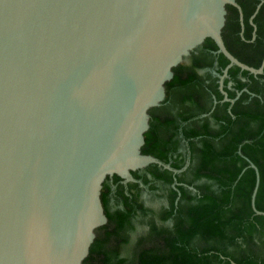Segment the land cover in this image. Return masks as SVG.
Instances as JSON below:
<instances>
[{
    "label": "water",
    "instance_id": "obj_1",
    "mask_svg": "<svg viewBox=\"0 0 264 264\" xmlns=\"http://www.w3.org/2000/svg\"><path fill=\"white\" fill-rule=\"evenodd\" d=\"M228 6L243 31L236 0H0V264H83L106 178L178 173L141 153L172 70L210 40L222 102L230 68L263 74L226 49Z\"/></svg>",
    "mask_w": 264,
    "mask_h": 264
},
{
    "label": "trees",
    "instance_id": "obj_2",
    "mask_svg": "<svg viewBox=\"0 0 264 264\" xmlns=\"http://www.w3.org/2000/svg\"><path fill=\"white\" fill-rule=\"evenodd\" d=\"M236 0L226 7L222 32L228 52L257 69L264 57V3ZM210 40L172 70L165 99L148 111L141 153L178 173L148 166L134 182L106 178L101 205L106 224L95 231L83 264H264V69L253 76L232 67L223 91L218 79L228 62ZM205 71L204 74H198ZM142 194L164 204L152 208Z\"/></svg>",
    "mask_w": 264,
    "mask_h": 264
},
{
    "label": "rangeland",
    "instance_id": "obj_3",
    "mask_svg": "<svg viewBox=\"0 0 264 264\" xmlns=\"http://www.w3.org/2000/svg\"><path fill=\"white\" fill-rule=\"evenodd\" d=\"M189 57V56H188ZM188 57L185 59V62H188ZM142 199L144 200L145 204L152 207V208H156L158 206H160L161 204H164V201L162 199H158L156 201L153 200V198H151L148 194H142Z\"/></svg>",
    "mask_w": 264,
    "mask_h": 264
},
{
    "label": "crops",
    "instance_id": "obj_4",
    "mask_svg": "<svg viewBox=\"0 0 264 264\" xmlns=\"http://www.w3.org/2000/svg\"><path fill=\"white\" fill-rule=\"evenodd\" d=\"M189 64V60H188V62L187 63H184V64H182V65H188ZM204 72L205 71H199V73L198 74H200V75H202V74H204ZM213 73V71L211 72V74ZM215 73V72H214ZM213 75V74H212ZM214 76V75H213Z\"/></svg>",
    "mask_w": 264,
    "mask_h": 264
},
{
    "label": "flooded vegetation",
    "instance_id": "obj_5",
    "mask_svg": "<svg viewBox=\"0 0 264 264\" xmlns=\"http://www.w3.org/2000/svg\"><path fill=\"white\" fill-rule=\"evenodd\" d=\"M238 21H239V16H238ZM240 33H239V36L242 37L243 31H241V28H240ZM252 38H253V35H252Z\"/></svg>",
    "mask_w": 264,
    "mask_h": 264
}]
</instances>
